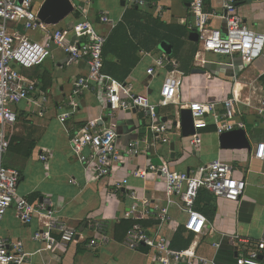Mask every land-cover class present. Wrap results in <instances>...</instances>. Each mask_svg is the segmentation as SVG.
I'll return each mask as SVG.
<instances>
[{
	"label": "crops",
	"instance_id": "obj_1",
	"mask_svg": "<svg viewBox=\"0 0 264 264\" xmlns=\"http://www.w3.org/2000/svg\"><path fill=\"white\" fill-rule=\"evenodd\" d=\"M72 1L77 13L85 15L97 31L107 37L103 54L106 74L117 82L132 85L134 91L146 94L156 102L164 71L172 66L167 63L155 76L146 74L145 70L151 64L148 56L167 55L159 46L162 42L168 43L171 53L167 56L176 63L180 73L184 101L218 102L217 112L222 114L221 101L238 95L233 120L244 123L250 149L221 148L219 134L212 123L200 131L201 142L197 147L191 144L190 136L183 137L177 130L168 133L164 140L154 141L148 128L151 122L148 115L143 113L139 117V110H118L111 118L108 109L102 107L97 90L92 89L76 97L75 112L65 123H60L58 115L69 110L72 82L84 77L87 67L83 61L67 66L63 52L54 48L42 64L18 68L21 75L36 82L39 91L48 96V101L42 115L31 102L23 100L14 105L17 119L6 131L9 147L4 164L20 173L19 196L32 204L45 201L56 211L60 221L79 231L85 240L68 247L55 245L45 250L46 243L34 239L36 231L44 230L41 219H35L30 225L22 224L14 214L13 205L0 221V234L10 243H19L29 254L30 264H159L147 248L130 250L121 244L125 229L120 221L127 220L124 213L132 202L131 192L164 203L160 180L152 175L138 177L133 171L158 157L169 160L177 171H194L220 159L231 165L233 175L246 183L240 200L220 199L201 188L213 196L215 211L211 221L205 217L207 227L204 232L195 237L185 228V214L172 205L169 208L172 222L167 232L172 247L179 231L180 237L173 243L179 247L173 249H186L196 241L197 254L212 259L215 264H234L236 250L230 237L237 235L253 243L261 236L264 225V161L251 156L255 143L264 140V112L257 111L258 100H264V55L245 68L237 55L200 50L198 42L189 39L192 31L187 26L193 20L189 0H146L154 4L144 7L131 0ZM236 5L246 25L255 31L264 29V0H236ZM158 7L162 10L158 11ZM204 9L210 15L209 26L224 31L221 0H204ZM104 12L117 22L113 28L99 22V16ZM72 13L63 24L74 20ZM164 36L174 42L162 39L155 43ZM194 68L202 69L204 73H193ZM157 112L163 121L172 117L174 107L161 106ZM91 119H98V127L107 126L111 121L117 124V145L123 153L134 142L143 153L126 156L125 161L105 177L90 175L72 152L70 138ZM40 155L46 159L41 160ZM95 220L104 223L108 242L91 249L86 244L94 237L90 225ZM140 223L149 231L155 224L151 216ZM190 234L193 237L189 242ZM51 235L59 239L55 231ZM215 243L219 246L215 247Z\"/></svg>",
	"mask_w": 264,
	"mask_h": 264
},
{
	"label": "built area",
	"instance_id": "obj_2",
	"mask_svg": "<svg viewBox=\"0 0 264 264\" xmlns=\"http://www.w3.org/2000/svg\"><path fill=\"white\" fill-rule=\"evenodd\" d=\"M131 1L139 7L154 4L153 1L146 0ZM42 2L43 0H0V221L12 205L15 216L24 225L41 219L44 230L36 231L34 239L45 242V250H50L55 245L68 247L85 238L79 231L60 221L55 215L56 211L48 207L45 201L32 204L19 196L17 187L20 173L4 164V156L9 147L6 131L17 119L14 105L23 100L31 102L42 115L48 101V96L39 91L36 82L21 75L18 68H32L42 64L52 55L54 48L63 52L67 66L82 61L85 63L87 73L72 82L69 110L58 115L60 123H65L75 112L78 105L76 97L90 89L97 90L102 99V107L108 109V116L111 118L118 110L128 111L134 108L148 115L151 119L148 128L154 141L164 140L168 133H174L175 130L180 131L179 112L183 108L190 110L193 119L195 132L190 135V142L194 147L201 142L200 131L210 123L215 125L218 134L244 128V123L233 120L236 104L239 102L236 94L221 101L224 109L222 114L217 112L218 102L184 101L176 63L164 53L155 57L148 56L151 64L145 70L146 74L155 76L161 69H165L167 63L172 66V69L164 71L156 102L151 101L148 95L134 91L132 85L117 82L103 72L102 47L106 35L98 32L94 24L82 14L74 16V20L67 24H63L64 20L56 25L43 23L38 18ZM221 8L224 31L209 26L210 15L204 9V0H189L193 20L187 27L198 34L200 50L227 56L237 55L246 68L264 55V29L255 31L245 24L237 12L236 0H221ZM161 10L162 7H158V11ZM99 22L110 28L117 24L106 12L99 16ZM258 103L257 111L263 113L264 100L259 99ZM166 105H173L174 113L172 117L162 121L157 111L159 107ZM117 137L115 122L98 127V119H91L71 136L70 146L90 175L105 177L123 163L126 156L143 153L137 142L130 143L123 153L117 145ZM251 156L264 161V140L255 143ZM39 158L46 159L44 155ZM133 174L158 178L162 183L164 203L159 199L151 200L131 192L129 197L132 202L124 215L133 223L121 244L130 250L147 248L159 264H215L212 259L196 253V241L183 250L171 247L167 232L172 222L169 208L171 205L175 206L185 214V228L199 237L207 227L205 216L193 209L199 189L205 188L217 198L237 202L245 190L244 179L235 177L231 165L220 159H214L194 171H177L172 168L169 160L158 157L145 167L135 169ZM148 216L155 222L152 231L140 223V220ZM90 228L93 229L94 237L86 247L95 249L99 244L108 242L104 223L95 220ZM52 231L58 234V240L52 237ZM230 239L236 250L234 264H264V225L261 236L253 243L237 235ZM214 246L218 247L219 244L215 243ZM0 264H30L29 254L19 243H10L0 234Z\"/></svg>",
	"mask_w": 264,
	"mask_h": 264
},
{
	"label": "water",
	"instance_id": "obj_3",
	"mask_svg": "<svg viewBox=\"0 0 264 264\" xmlns=\"http://www.w3.org/2000/svg\"><path fill=\"white\" fill-rule=\"evenodd\" d=\"M75 9L72 0H43L38 10V18L45 24L56 25L62 22ZM189 39L198 40V34L195 31L190 32ZM165 53L170 54V45L162 42L159 46ZM193 73H204V70L194 68ZM136 112L137 109H132ZM143 112H138V116L142 117ZM180 134L183 137L194 134L193 119L191 112L187 108L180 109ZM219 143L221 148H246L250 149L246 132L243 128L234 129L219 134Z\"/></svg>",
	"mask_w": 264,
	"mask_h": 264
},
{
	"label": "trees",
	"instance_id": "obj_4",
	"mask_svg": "<svg viewBox=\"0 0 264 264\" xmlns=\"http://www.w3.org/2000/svg\"><path fill=\"white\" fill-rule=\"evenodd\" d=\"M73 14L76 17L79 16L77 11H74ZM147 36H149V35H147ZM162 39L163 40L166 39L168 41L174 42L171 39H169V37L164 36V37H159L157 39V41H155V43L158 42V41H161ZM139 40H141V39H139ZM106 42H107V38H106V41H105V43H104V45L102 47V59H103V54H104V51H105L104 48H105ZM146 49L148 51L151 50L150 48H147V47H146ZM103 62H104V60H103ZM194 209L196 211L200 212L203 216H205L208 220L211 221L213 219V215H214V212H215L214 211V204H213V196L208 191H206L205 189H200L199 192H198V196H197V198L195 200V203H194ZM120 223L124 225V229H125L124 231L126 233V231L128 230L129 227H131L133 222L128 220V219L127 220L123 219L122 221H120ZM178 237H180L179 236V231H178V233L175 234V236H174L175 239H173V241H172V247H174V248L179 247L176 244H173ZM192 237H193V235L190 234L189 235V242H190ZM186 245H187V242H186ZM186 245L184 247H186ZM141 250H145V249L142 248Z\"/></svg>",
	"mask_w": 264,
	"mask_h": 264
},
{
	"label": "rangeland",
	"instance_id": "obj_5",
	"mask_svg": "<svg viewBox=\"0 0 264 264\" xmlns=\"http://www.w3.org/2000/svg\"><path fill=\"white\" fill-rule=\"evenodd\" d=\"M217 57H219V56H217Z\"/></svg>",
	"mask_w": 264,
	"mask_h": 264
}]
</instances>
